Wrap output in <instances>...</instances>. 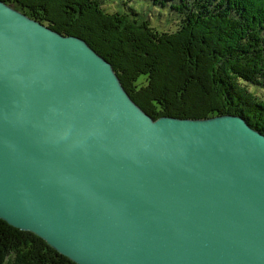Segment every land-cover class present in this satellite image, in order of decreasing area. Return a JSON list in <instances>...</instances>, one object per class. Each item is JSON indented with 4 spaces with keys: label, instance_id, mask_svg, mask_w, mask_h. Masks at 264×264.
<instances>
[{
    "label": "water",
    "instance_id": "water-1",
    "mask_svg": "<svg viewBox=\"0 0 264 264\" xmlns=\"http://www.w3.org/2000/svg\"><path fill=\"white\" fill-rule=\"evenodd\" d=\"M0 219L76 264H264V134L154 119L86 40L0 0Z\"/></svg>",
    "mask_w": 264,
    "mask_h": 264
},
{
    "label": "trees",
    "instance_id": "trees-1",
    "mask_svg": "<svg viewBox=\"0 0 264 264\" xmlns=\"http://www.w3.org/2000/svg\"><path fill=\"white\" fill-rule=\"evenodd\" d=\"M3 1L86 40L154 119L235 114L264 134V0ZM164 12L175 30L153 26ZM16 257L20 264H76L0 219V264Z\"/></svg>",
    "mask_w": 264,
    "mask_h": 264
},
{
    "label": "rangeland",
    "instance_id": "rangeland-1",
    "mask_svg": "<svg viewBox=\"0 0 264 264\" xmlns=\"http://www.w3.org/2000/svg\"><path fill=\"white\" fill-rule=\"evenodd\" d=\"M115 4L113 5V8H110V9L113 10L115 8V6L117 5V4L116 5ZM14 6H15L16 9H18V10L21 11V9L18 7L19 6L18 4H15ZM152 12H154V11H152ZM152 12H151V14H153ZM169 17H170L169 13L168 12H164L161 21H157L156 18H154V19L152 18V24H153L154 27H156V28H158L160 30H163V31L175 30L176 22H175L174 19L170 20ZM45 25H47V24H45ZM260 94H262L264 96V90L263 91H260ZM9 263H12V264H20V257H16L14 260L12 259Z\"/></svg>",
    "mask_w": 264,
    "mask_h": 264
},
{
    "label": "bare ground",
    "instance_id": "bare-ground-1",
    "mask_svg": "<svg viewBox=\"0 0 264 264\" xmlns=\"http://www.w3.org/2000/svg\"><path fill=\"white\" fill-rule=\"evenodd\" d=\"M180 46V45H179ZM182 46V45H181Z\"/></svg>",
    "mask_w": 264,
    "mask_h": 264
}]
</instances>
